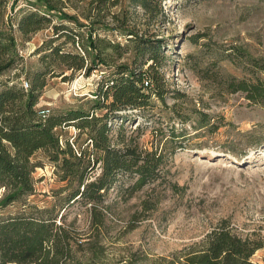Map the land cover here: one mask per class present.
<instances>
[{"label":"rangeland","instance_id":"1","mask_svg":"<svg viewBox=\"0 0 264 264\" xmlns=\"http://www.w3.org/2000/svg\"><path fill=\"white\" fill-rule=\"evenodd\" d=\"M53 1L86 26L96 17L91 0ZM40 5L35 0H6L0 20V28L14 37L20 56L17 68L3 79L18 73V85L26 82L27 71L41 68L35 49L50 37L51 27L25 37L15 19L18 11ZM113 16H127L124 27L159 49L162 59H135L132 52H123L120 58L109 55L111 67L67 70V80L48 78L35 108L49 109V115L78 108L91 112L98 84L119 65L136 71L155 65L165 81L164 101L153 95L146 108H128L124 122L126 142L135 143L143 156L161 159L155 178L137 186L136 174L119 171L97 206L103 216L101 225H96L90 205L78 201L63 209L75 183L63 180L59 165L38 150L30 160L36 165L34 193L6 206L1 203L6 191L0 187V217L26 210L27 205L54 208L71 236L76 257L96 264H156L199 245L224 222L234 233L261 242L251 260L264 264V99L249 101L226 85L230 78L264 80V0H159L158 10L151 12L130 0H116L99 20L114 29L119 21ZM56 21L55 16L52 22ZM95 29L94 37L121 43L125 39V31ZM202 112L208 124L198 120ZM112 123L117 126L120 121ZM54 131L61 146L68 141L77 156L90 161L93 168H88L87 180H94L100 164L94 162L86 133L73 125ZM95 245L101 247L99 259L93 258Z\"/></svg>","mask_w":264,"mask_h":264},{"label":"trees","instance_id":"2","mask_svg":"<svg viewBox=\"0 0 264 264\" xmlns=\"http://www.w3.org/2000/svg\"><path fill=\"white\" fill-rule=\"evenodd\" d=\"M35 1L41 4L38 9L18 11L16 27L26 37L50 26L51 35L35 49L40 53L42 66L26 72L27 87L15 82L20 76L18 73L3 79L7 72L17 68L20 56L12 34L0 28V187L6 191L1 203L7 206L21 202L34 193L32 173L36 165L30 160L36 151L43 150L63 170L61 178L75 183L63 200V209L78 201L80 205H90L92 220L101 225L103 214L97 206L103 203L104 195L114 184L119 171L136 174L137 186L155 178V168L161 159L150 158L148 154L143 156L135 143L126 142L124 122L128 120L129 114L125 113L128 108H146L153 95L164 101L163 76L155 65L149 64L146 70L138 71L128 65H119L98 84L91 112L78 108L43 118L35 106L48 78L60 76L63 81L67 80L69 77L64 73L67 70L89 72L99 64L111 67L109 55L120 58L124 53L132 52L135 59L148 56V60L156 61L161 60L162 55L159 49H154L148 41L124 27L127 16L125 19L113 16L119 26L111 29L126 34L122 43L94 37L96 26L110 29L102 25L99 16L116 0H91L96 17L90 19L87 26L63 12L53 0ZM130 2L147 12L157 11L159 6V0ZM5 10L6 0H0V20ZM55 16L57 21L53 23ZM84 27L87 28L85 33L81 31ZM226 85L232 91L244 93L249 101L264 99L263 79L236 82L235 78H230ZM96 110H105V113L95 115ZM113 119L120 123L114 126ZM198 120L202 125L209 123L203 112L198 114ZM61 125H73L79 132L86 133L96 155L94 162L100 164V172L94 180H87L86 172L93 168L90 161H84L81 154L77 156L68 141L60 145L54 128ZM114 131L118 132L116 136ZM119 144L123 147L116 148ZM26 207L19 213L0 217V264H96L94 260L82 261L76 257L71 236L58 222L59 213L54 208ZM260 247V241L242 237L222 222L207 233L199 245L171 258H161L156 264H255L251 257ZM92 249L93 258L99 259L101 247L95 245Z\"/></svg>","mask_w":264,"mask_h":264},{"label":"built area","instance_id":"3","mask_svg":"<svg viewBox=\"0 0 264 264\" xmlns=\"http://www.w3.org/2000/svg\"><path fill=\"white\" fill-rule=\"evenodd\" d=\"M23 86L24 87H27L28 86V84H26V82H24L23 83ZM38 114L41 116V117H48V115H49V109H43V110H39L38 111Z\"/></svg>","mask_w":264,"mask_h":264},{"label":"bare ground","instance_id":"4","mask_svg":"<svg viewBox=\"0 0 264 264\" xmlns=\"http://www.w3.org/2000/svg\"><path fill=\"white\" fill-rule=\"evenodd\" d=\"M252 153V152H251Z\"/></svg>","mask_w":264,"mask_h":264}]
</instances>
